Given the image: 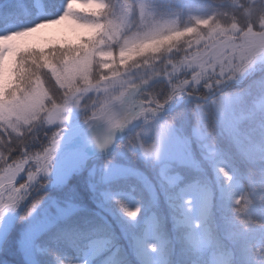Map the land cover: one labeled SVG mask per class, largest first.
<instances>
[{"label":"clouds","instance_id":"clouds-1","mask_svg":"<svg viewBox=\"0 0 264 264\" xmlns=\"http://www.w3.org/2000/svg\"><path fill=\"white\" fill-rule=\"evenodd\" d=\"M65 22L77 42L47 50L15 45ZM0 24V130L22 149L8 163L14 149L0 138V231L10 219L27 229L50 212L55 197L42 195L40 185L52 186L69 137L78 173L97 183L98 197L120 161H140L170 184L161 165L170 143L184 137L206 153L245 237L243 249L229 237L227 264H264V0H4ZM21 99L34 105L28 116L13 111ZM39 133L45 138L33 142L30 134ZM221 140L233 144L238 162L221 157ZM54 141L55 152L41 161ZM128 205L135 216L124 211ZM236 206L246 209L243 218ZM109 207L133 226L146 211L128 198ZM181 210L190 211L185 201ZM157 229L147 264H207L198 247L181 246L178 221L171 234L163 220ZM58 244L48 236L33 255L21 253V264H92L63 256Z\"/></svg>","mask_w":264,"mask_h":264},{"label":"rangeland","instance_id":"rangeland-1","mask_svg":"<svg viewBox=\"0 0 264 264\" xmlns=\"http://www.w3.org/2000/svg\"><path fill=\"white\" fill-rule=\"evenodd\" d=\"M14 30L16 28L9 24V31ZM0 34L3 33L0 32ZM78 38L79 35L73 31L72 26L65 22L58 26L42 29L31 36L22 37L15 43L20 49L47 50L49 47L63 42L75 43ZM14 63V58L8 61L9 69L14 66ZM51 82L55 84L54 80ZM44 86L48 87L46 83ZM5 136L14 135H9L6 131L0 130V137L4 140ZM70 144L71 137L68 138L65 146ZM117 165L131 169V171L115 177L112 187L118 190L119 194L125 195L133 204L142 203L146 209L140 223L136 225L141 228L139 234H134L131 237L133 252L136 257L141 259L143 264H147L146 244L157 234V224L163 216V207L171 198L167 189H174L179 205H182L185 199L193 200L191 210H182V212L186 216V224L191 229L188 239L193 246L201 250L207 264H227L228 254L225 251V245H229V243L227 239L222 241L225 245L221 243L220 245L217 240L215 241L217 230L221 227L219 219L213 214V206L216 199L224 196L231 203V197L228 190L219 184L215 170L209 165L207 155L201 147L184 137L176 138L170 143L166 150L164 162L161 165V169L167 168L169 179L172 181L170 184L161 181L156 172L146 168L140 161H120ZM177 172L182 179H176L175 173ZM120 180L127 181L125 183L127 186L123 185L118 188L119 185H122L118 184ZM128 181L140 184L137 183L141 187H139L138 192L144 193L146 202L136 193L137 186ZM46 191L55 197L51 204L66 209V214L60 215L48 212L42 219L27 229L10 219L5 230L0 231V264H21L23 259L21 253L29 256L33 255L36 247H27L26 241L36 230L42 229L41 237L53 228L61 227V224L67 219L81 212L98 213L102 215L105 221L115 217L114 212L113 215H109L104 211L109 205L104 204L102 194L99 197L95 195L88 183L87 174L80 175L78 173V159L71 147L65 149L59 158V179L55 171L53 184ZM209 191L213 195L211 201L205 204ZM236 208L241 214H245V208L241 206H236ZM197 224L202 226L196 228ZM119 225L123 234L126 235L127 229L125 226L123 224ZM163 238L167 243L166 236ZM111 242V237H90L82 256L78 259H86L84 257L89 252L90 258L88 260L92 264H117L115 254L119 250V245L112 252L105 254Z\"/></svg>","mask_w":264,"mask_h":264},{"label":"trees","instance_id":"trees-1","mask_svg":"<svg viewBox=\"0 0 264 264\" xmlns=\"http://www.w3.org/2000/svg\"><path fill=\"white\" fill-rule=\"evenodd\" d=\"M4 0H0V4H3ZM3 24H0V29L3 28ZM64 44L70 43V42H63ZM60 44L51 46H59ZM50 48V47H49ZM43 72H47V70H43ZM42 72V79H45ZM50 76V73L48 74ZM46 85L49 87V83L47 80H45ZM52 83V82H51ZM53 84V83H52ZM1 138V137H0ZM14 136H5L4 141L7 143H10L13 140ZM44 133L38 134V139L43 140ZM36 151H39V148H35ZM220 150H221V156L226 161H231L233 163L238 162V154L236 148L233 146L232 143L221 140L220 141ZM22 149L16 148L14 149L9 155L6 156V160L8 163H12L15 158H17L20 154ZM56 172L59 179V161L57 163ZM54 179V178H53ZM127 181L120 180L118 184V188H121V186H127L125 183ZM129 183L136 185V193L139 195V197L146 202V197L143 194L139 193V187L137 183H133L132 181H128ZM139 184V183H138ZM140 185V184H139ZM141 188V187H140ZM168 195L171 196V198L166 202L164 209L162 210L163 216H161L160 220H163L167 226L168 232L171 234L172 231V225L173 222L178 221L180 225L182 226L181 231V246L187 244L190 246H193L190 240L188 239V235L191 232L190 227L186 224V216L184 212L179 211L177 213V207H178V199L176 196V193L174 192V189H167ZM230 202L228 199L224 196L219 199L215 200L214 206H213V214L216 215L217 218L220 221V227L217 230V235L215 238V241L217 240L218 244L225 245L222 243L224 240H228V243L230 244L229 237H231V240L236 241L237 246L240 249H243L244 243H245V237H243L237 230L236 227L233 225V216L230 212ZM114 212V211H113ZM233 213L239 215L241 218H243V214H241L238 210V208L233 209ZM115 217L110 218L109 221H105L102 218V215L98 213H87V212H81L76 215H73L69 219H67L63 224H61V227L53 228L52 230L48 231L44 235H42L39 238V241H46L48 236H55L57 238L58 244V250L60 253L69 258V259H78L83 254V250L86 247V244L88 242V239L90 237H111L112 242L108 246L106 253H110L113 251V249L119 245V250L115 254V260L117 264H129L131 260H133L135 256L133 252V247L131 243V237L134 234H139V231L141 228H138L136 225H129L126 223L124 219H122L119 215H117L115 212ZM258 212L254 213L258 217ZM123 224L125 228L127 229L126 235L123 234V232L120 229V225ZM223 231V232H222ZM225 235V236H224ZM228 238H227V237ZM167 238V237H166ZM220 244V245H221ZM177 251H180V246H178Z\"/></svg>","mask_w":264,"mask_h":264},{"label":"snow or ice","instance_id":"snow-or-ice-1","mask_svg":"<svg viewBox=\"0 0 264 264\" xmlns=\"http://www.w3.org/2000/svg\"><path fill=\"white\" fill-rule=\"evenodd\" d=\"M38 32L39 31H37L36 33H38ZM14 34L15 33H9V35H14ZM33 34H35V33H33ZM29 36H31V35H29ZM24 37H28V36H24ZM67 44H69V43H67ZM15 45H16V47H18L16 43H15ZM63 45H65V44L62 43L59 46H63ZM33 106L34 105H33L32 102H29L26 99H21L20 102L14 106L13 111L15 113L21 115V116H28V115L31 114ZM56 118H58V117L56 116V114H54L53 117L50 118V122H54ZM30 135L32 136L33 142H37L38 141V135H34V134H30ZM5 143H7V142H5ZM56 143L57 142L54 141L52 146H51V148H49L48 153H45L44 156L40 157L41 161L50 159V153H54L55 150H56ZM7 144L9 145V147L11 149L18 148V141H17L16 137H14L13 140L10 143H7ZM43 171L45 172V174H47L48 166H47L46 163L44 164ZM127 171H131V169L120 167V166H118L116 164V165H112L111 166L110 174L105 176V177H103L101 183H103V185H105L104 190L102 192V200H103L104 204L110 205L112 202H114L117 199L123 200V199L126 198L125 195L119 194L118 190H116V189H114L112 187V184L114 183L115 177L120 176L121 174H123V173H125ZM166 173H167V168H162L161 169V174L163 175V174H166ZM170 183H171V181H170ZM90 187L95 192L97 190V183L95 181L90 183ZM40 189H41V194L42 195H46L47 194L46 189H48V185L46 183H42L40 185ZM212 195L213 194L211 193V191H209L207 193L205 204H207V203H209L211 201ZM185 203L189 205L190 210H191V206L193 204V200L192 199H185ZM49 207H50V212L52 214L58 213L60 215H64L67 212L66 209L60 208L58 206H55L54 204H50ZM104 211L106 213H108L109 215H113V210L111 209V207H106L104 209ZM124 211L127 212V214L129 216H135L136 215V212L134 211V209H132L131 205L125 206L124 207ZM41 233H42V229H39V230H36L32 235H30L29 238L26 241V246L29 247V248L35 246L37 248Z\"/></svg>","mask_w":264,"mask_h":264},{"label":"bare ground","instance_id":"bare-ground-1","mask_svg":"<svg viewBox=\"0 0 264 264\" xmlns=\"http://www.w3.org/2000/svg\"><path fill=\"white\" fill-rule=\"evenodd\" d=\"M84 258H86V259H89L90 258L89 252H88V254Z\"/></svg>","mask_w":264,"mask_h":264},{"label":"water","instance_id":"water-1","mask_svg":"<svg viewBox=\"0 0 264 264\" xmlns=\"http://www.w3.org/2000/svg\"><path fill=\"white\" fill-rule=\"evenodd\" d=\"M69 147H71V145H69V146H66V147H65V149H67V148H69Z\"/></svg>","mask_w":264,"mask_h":264}]
</instances>
